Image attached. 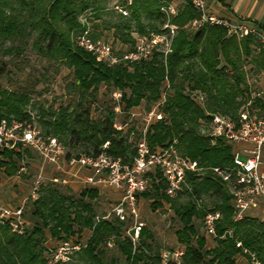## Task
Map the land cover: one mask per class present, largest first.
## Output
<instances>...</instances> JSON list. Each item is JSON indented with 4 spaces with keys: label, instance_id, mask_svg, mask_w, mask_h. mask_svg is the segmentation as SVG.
I'll list each match as a JSON object with an SVG mask.
<instances>
[{
    "label": "trees",
    "instance_id": "1",
    "mask_svg": "<svg viewBox=\"0 0 264 264\" xmlns=\"http://www.w3.org/2000/svg\"><path fill=\"white\" fill-rule=\"evenodd\" d=\"M158 8L157 0H132L129 14L122 16L106 9L104 0H0V50L3 54H19L21 47L12 43L1 46L6 41L32 35L30 45L39 57L69 69L70 80L66 85L75 94V101L56 107L37 104L38 120L44 134L62 137L67 145H79L82 153H97L106 142L105 151L123 161L134 154L128 131L136 122L125 130L116 129L113 101L102 117H90L100 85L107 87L110 93L120 91L119 107L123 113L142 103L149 108L158 99L163 80L167 78L169 90L160 106L163 117L148 125L147 145L153 148L174 139L181 154L200 164L228 163L232 146L221 138L210 143L198 128L211 113L232 115L246 100L251 101L250 106L264 109L259 97L251 98L245 79L246 71L264 69V49L256 51L254 36L236 37L219 25L189 28L185 24L197 13L183 2L169 19L176 25V31L164 58L154 52L145 60L107 65L72 41L73 32L81 28L78 16L89 10L91 21L99 19V23L92 22V37L110 31L113 41L130 48L132 31L160 30L163 15ZM246 64L249 66L244 69ZM190 90L203 93L201 104L191 99ZM29 101L26 88L0 89V118L30 122L26 110ZM30 152L26 147L0 149V172L6 177L16 174ZM65 154L70 153L65 150ZM146 175L149 186L137 198L150 200L153 209L165 204L179 223L174 234L183 252L176 264H236L234 255L240 250L235 246L236 240L264 261V222L250 215L232 221L230 195L217 177L210 172L201 175L186 172L182 190L169 198L164 194L165 184L160 172L155 170ZM181 194L186 196L183 202L179 201ZM97 196L94 188H81L72 197L56 184H41L36 198L29 202L32 225L22 234H16L0 224V264H47L49 249L54 246L46 243L47 238L56 243L72 237L78 242L76 235L84 230L89 231L84 245L76 251L72 261L64 264H116L114 256L108 253L109 248L126 264H161L160 250L153 246L152 233L143 225L132 247L130 238L122 235L125 221L112 214L94 221L93 200ZM202 196L210 199V206L197 202ZM208 210L220 213L215 221L217 236L210 247L205 246L203 233H198L203 214ZM227 228L232 230L231 238L221 236Z\"/></svg>",
    "mask_w": 264,
    "mask_h": 264
},
{
    "label": "built area",
    "instance_id": "2",
    "mask_svg": "<svg viewBox=\"0 0 264 264\" xmlns=\"http://www.w3.org/2000/svg\"><path fill=\"white\" fill-rule=\"evenodd\" d=\"M109 9L127 16L132 0H107ZM163 21L159 31L146 33H131L133 44L130 48L117 47L116 41H108L102 37H92V21L89 10H84L78 16L80 29L74 35V44L83 51L91 54L95 60L107 65L116 63H132L148 59L154 52L164 58L170 50L171 40L176 31V25L169 22L178 9L179 2H186L193 7L197 16L187 21L185 26L196 28L202 24L219 25L226 29L228 34L236 37L244 35L254 36L257 44L256 51L264 49V31L242 20H232L210 12L204 0H157ZM169 90L167 78L163 80V88L158 99L149 107L138 105L126 111L127 120H137L128 137L133 141L134 154L129 160L114 156L105 151L106 142L102 143L97 153H78L66 156L65 147L54 135L44 134L39 127L25 120L14 118H0V149L15 150L26 147L34 151L39 158V169L32 181L28 194L15 205L0 202V224H5L11 232L22 234L28 226L24 217L25 203L36 198L38 189L44 184L43 172L50 168L47 183L68 186L69 183L80 180L82 187H94L101 184L105 187L117 189L121 192L118 200L104 214L94 216V221L107 218L110 214L121 221L131 219L132 222L126 233L133 244L137 238L142 222L137 220V195L146 190L149 181L146 173L160 172L164 181V194L175 197L185 185L186 172L201 175L210 172L221 180L230 195L231 219L239 221L245 216H254L264 222V109L250 106V100L243 102L237 111L230 114L211 113L205 123L206 131L201 133L209 138H221L232 146L231 159L221 165H204L196 159H191L180 153L175 146V140L161 146L150 148L146 142V131L150 123L160 120L163 115L160 106L163 104L166 92ZM191 99L197 104L203 102V93L199 90L189 91ZM114 103L113 110L120 112V91L110 93ZM259 97L264 102V87L251 98ZM140 106V107H139ZM115 125L118 130H125L124 125ZM202 124V123H201ZM25 169L24 164L17 173ZM254 212V213H253ZM220 217L218 210H208L201 219V228L204 235L216 237L215 221ZM130 231V232H129ZM221 236L232 237L231 228L223 231ZM84 244L63 239L57 241L49 249L47 264H64L71 260L74 252ZM110 246V242H107ZM235 246L240 250L234 255L236 264H264L256 254L242 247L238 240ZM183 252L182 245L161 249L160 261L179 263Z\"/></svg>",
    "mask_w": 264,
    "mask_h": 264
},
{
    "label": "rangeland",
    "instance_id": "3",
    "mask_svg": "<svg viewBox=\"0 0 264 264\" xmlns=\"http://www.w3.org/2000/svg\"><path fill=\"white\" fill-rule=\"evenodd\" d=\"M108 3L109 2L107 0H104L105 6H108ZM114 16H112V19L115 18ZM104 17L107 18V16ZM96 21L97 20H95V22ZM79 29H76V31L73 32L72 41L74 35L78 32ZM100 37L108 41L113 40L110 31L102 32ZM31 40L32 35H26L23 37H18L14 41H6L4 45L1 46L4 47L5 45H9L12 43V45L21 47V51L19 54H15L14 52L10 54H3L0 50V89L5 88L19 91L23 90V88L28 89L30 97L29 104L26 106V110L29 114L28 119L30 120L32 125L40 128L36 106L37 104H43V107H56L58 105L62 106L75 101L76 96L73 91L66 85L70 80L69 69L61 64L46 61L43 58L39 57L31 48ZM114 45H116L117 47L119 46L117 43H115ZM119 47L122 46L120 45ZM245 79L249 88L250 95H253L255 92L264 87V69H251L249 71H246ZM111 105L112 99L109 89H107V87H105L104 85H100L97 89L96 100L91 105L90 117L92 119L102 117L105 110L110 108ZM140 106L145 108V105L143 103L140 104ZM114 113V125L122 124L124 121L127 122L124 125L123 129H125L126 126L134 123V121L136 122V124H138V121H140L139 118L137 120H127L126 112L122 113L121 109L120 112L114 111ZM201 123L202 124L199 126L198 131L199 133H205L206 129L204 128L206 121ZM58 139L64 145L65 150L70 154L82 153L81 147H79V145H67L64 143L62 137H58ZM128 140L133 142L129 137ZM24 161L25 169L20 173H16L12 176L6 177L0 172L1 203L15 205L21 198L28 194V191L32 185V181L38 173L40 162L38 155L32 150L30 152V157H26ZM50 173V168H47L43 172V180L45 181V183H47L46 177ZM56 185L61 190H66L67 193L72 197H75L78 191L81 188H84L82 187L83 185L80 180L71 182L68 186L59 184ZM87 188H94L98 193L96 199L93 200L95 215H99L109 211V209L118 200L121 194L119 190L105 187L101 184H96L94 187ZM184 200H186V196L184 194H181V196L179 197V201L183 202ZM201 201L210 206L209 198L202 196L197 200V202L201 203ZM29 202L30 201L28 200L25 203L24 216L28 222V225L30 226L32 225V219L29 216ZM149 203L150 200L147 199H136L137 220L141 221L142 225L152 233V244L154 247H157L158 250L175 247L176 245H178V242L175 239L174 231L179 227L178 221L173 217L171 210L165 204L153 209L149 205ZM131 222V219H128L124 222L125 225L123 226L122 235H126L127 237H129L126 231ZM88 233V230H84L79 233L78 236L76 235L78 243L84 244ZM198 233H203L201 222L198 226ZM204 237L206 240L205 246L210 247L213 243L212 238L206 235H204ZM48 239L49 238H47L46 243H48L49 246L54 245L55 241ZM67 239L74 241L72 237ZM134 244L135 241L133 244L131 243L132 247ZM75 253L76 252L72 254L71 261L75 258ZM108 253L114 256L116 264H126L125 261H123V258L120 257L113 248H109ZM160 263L164 264L161 261Z\"/></svg>",
    "mask_w": 264,
    "mask_h": 264
},
{
    "label": "crops",
    "instance_id": "4",
    "mask_svg": "<svg viewBox=\"0 0 264 264\" xmlns=\"http://www.w3.org/2000/svg\"><path fill=\"white\" fill-rule=\"evenodd\" d=\"M206 8L217 15L226 16L232 20H242L248 24L254 25L264 31V0H204ZM178 3V7L182 5ZM106 9L111 10L107 8ZM113 11V10H112ZM116 13L115 11H113ZM94 20V19H93ZM96 22L99 23V19ZM95 22V23H96ZM135 31H132L133 33ZM130 33V34H131ZM117 44L118 41H116ZM124 47L123 44H120ZM249 64L244 66L247 69ZM106 213V212H105ZM178 245H181L178 243Z\"/></svg>",
    "mask_w": 264,
    "mask_h": 264
}]
</instances>
